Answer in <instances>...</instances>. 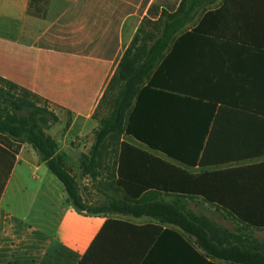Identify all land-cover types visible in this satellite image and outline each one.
Instances as JSON below:
<instances>
[{"label":"crops","instance_id":"1","mask_svg":"<svg viewBox=\"0 0 264 264\" xmlns=\"http://www.w3.org/2000/svg\"><path fill=\"white\" fill-rule=\"evenodd\" d=\"M182 1L169 11L175 0H0V77L39 97L57 116L46 134L59 145L58 154L73 176L81 172V157L91 150L99 125L94 114L108 82L139 30L143 24L167 21L163 12H176ZM205 1L207 12L187 23L165 52V82L180 89L182 96L212 99L218 106L237 104L243 95L246 105L258 102L264 111V0ZM89 43L97 44V54L80 53ZM224 121L245 123L239 126L234 147L251 143L249 116ZM121 141L191 174L264 166L263 157L190 167L132 137L123 135ZM221 151L219 144L211 153L218 156ZM107 168L111 164L105 159L101 179L110 191L87 205H106L115 196L116 181L107 180ZM247 180L234 175L229 183L224 181L235 186ZM159 199L173 197L161 193ZM186 201L195 215L219 227L211 231L214 251L264 250V229L244 225L202 197ZM167 230L206 255L196 237L150 217L77 212L63 184L31 145L23 144L15 157L0 145V264H187L194 259ZM222 239L229 244L221 245Z\"/></svg>","mask_w":264,"mask_h":264},{"label":"trees","instance_id":"2","mask_svg":"<svg viewBox=\"0 0 264 264\" xmlns=\"http://www.w3.org/2000/svg\"><path fill=\"white\" fill-rule=\"evenodd\" d=\"M178 1L175 0L169 11L176 9ZM207 3L205 0H183L176 12H163L167 21L147 23L159 28L156 38L145 35L141 39L147 33V24H143L116 70L124 88L115 101L114 110L99 120L96 118L98 110L116 75L108 82L94 114L99 125L93 134L91 150L80 160L84 178L101 182L102 163L109 160L111 168L106 169L107 180H115L116 187L115 196L108 199L106 205L94 208L86 204L76 177L58 154L59 145L46 134L58 122L57 116L39 97L1 77L0 145L10 149L13 157L23 144L31 145L41 162L63 184L69 204L81 214L111 212L150 217L196 237L197 244L206 255L199 254L178 233L165 232L180 240L194 256L187 264H214L208 261L214 258L232 264H264L262 249L214 251L211 231L219 227L208 218L195 215L188 209L186 201L202 197L206 203L228 212L244 225L264 229L263 164L244 171L191 174L121 141L123 135L132 137L149 149L190 167L224 165L264 157V111L260 103L246 105L241 95L237 104L225 102L218 106L212 99L182 96L180 89L165 82V52L187 23L207 12ZM19 113L24 115L18 116ZM239 115L251 118L247 123L248 127L251 126L248 128L251 143L242 148L234 147L233 143H239V126L245 123L224 121L228 116ZM219 144L222 151L218 156L212 155V147ZM234 175L246 176L248 180L242 185H228ZM226 179L228 183L224 181ZM219 182L222 185L215 186ZM161 193L173 197V200L159 199ZM225 194L234 200H226ZM236 240L241 241L239 237ZM224 244H229V240L222 239L221 245Z\"/></svg>","mask_w":264,"mask_h":264},{"label":"rangeland","instance_id":"3","mask_svg":"<svg viewBox=\"0 0 264 264\" xmlns=\"http://www.w3.org/2000/svg\"><path fill=\"white\" fill-rule=\"evenodd\" d=\"M146 31H147V33L143 34L141 36V39H144L145 35H153V37L156 38L158 35L159 28L157 26L147 24L146 25ZM86 45H87V48H86L87 50L86 51L80 50L81 51L80 53H82V54L86 53L87 54L90 52V53L97 54V51L95 50V46L97 44L89 43ZM116 74H117V72L114 73V75L112 76V79ZM123 88H124V83L120 82L118 80L117 75H116L114 77L113 84L107 93V96H106L104 103L102 104L101 108L98 110V115L96 118H98L100 120V119L110 115V113H112V111L114 110L115 101L118 98V95L122 91ZM41 106L44 107L42 103H41ZM22 115H24V114H22V113L18 114V116H21V117H22ZM91 138L94 141V136ZM86 142L89 145V143L91 142V139H87ZM74 168L77 169V167H75V166H74ZM75 177L77 179V182H78L79 187H80L81 195H82L85 202L88 200H90V201L96 200V199L101 200L100 194L104 193L105 191H110V188L105 186L103 182L93 181L90 178H84L82 171L79 172ZM98 204H99L98 206H101L100 203H98ZM88 206H91L94 208L96 207V206H92V205H88Z\"/></svg>","mask_w":264,"mask_h":264}]
</instances>
